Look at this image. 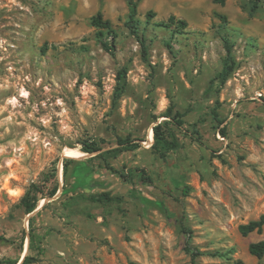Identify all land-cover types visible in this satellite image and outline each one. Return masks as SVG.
I'll return each instance as SVG.
<instances>
[{
  "label": "rangeland",
  "instance_id": "374dc122",
  "mask_svg": "<svg viewBox=\"0 0 264 264\" xmlns=\"http://www.w3.org/2000/svg\"><path fill=\"white\" fill-rule=\"evenodd\" d=\"M134 1L145 54L126 0H0V261L193 264L197 250L198 264H264L248 252L264 226L238 229L264 215V3L250 14L247 0ZM98 10L114 55L91 25ZM171 14L187 22L178 33L158 25ZM222 36L234 60L223 84ZM170 103L183 130L162 157L152 127ZM119 138L137 146L118 151ZM85 139L101 149L81 151ZM32 183L42 192L27 214ZM104 191L116 200L87 197Z\"/></svg>",
  "mask_w": 264,
  "mask_h": 264
},
{
  "label": "trees",
  "instance_id": "16d2710c",
  "mask_svg": "<svg viewBox=\"0 0 264 264\" xmlns=\"http://www.w3.org/2000/svg\"><path fill=\"white\" fill-rule=\"evenodd\" d=\"M127 4L129 6V13H128V20L126 21V24L131 31L133 35L137 37V40L139 41L142 50L144 54L147 52L146 47V38L143 36V34L139 35L138 32V20L136 19L137 15V3L134 0H126ZM213 3L224 5L226 3V0H212ZM250 4V14L255 13L260 6L263 5L264 0H247ZM155 16V13L151 10L147 11L146 13V19L149 21L151 18ZM220 18L225 19V16L219 15ZM91 25L97 28L96 36L99 39L102 48L107 51L109 54L114 55L115 51V43H116V36L117 33L113 28V25L110 20L105 19L102 15V12L98 10L92 17H91ZM158 25H162L165 27H172L173 31L178 33L183 28L186 27L187 22L183 19H177L175 15H169L167 21H161L158 23ZM222 39L224 41L225 50H226V58L223 62V68L220 72L221 80L220 83L223 84L229 77V75L232 73L234 68V60L231 54L232 51V43L226 36H222ZM45 46H43V50H45ZM118 79H122L125 76V68L119 70L117 72ZM123 86L120 85V87L117 86V89L122 90ZM162 117H165L162 121L156 123L152 127L153 132V143L151 147L155 152H157L159 155L164 157L169 151L175 150L179 147V139L177 137V134L175 132V128L179 130H183V120H182V114L179 111H175L173 105L170 103V105L167 107L164 113L161 115ZM222 122L221 120H219ZM220 132L225 135L226 131L225 128L219 129ZM200 140V138L198 139ZM118 147L116 150L122 151V150H130L135 148L137 146V143L133 142L129 138H119L117 140ZM71 147H74V145H71ZM79 149L86 153H92L97 152L101 148L99 147L98 143L95 140L85 139L80 142ZM73 154V153H71ZM70 157H64L63 158V164H64V174L66 173L67 165L74 161L76 154H73L75 156L66 154ZM142 177L146 178L147 180H150V177L147 176L144 169H141ZM58 190V187H54L49 195H54ZM41 189L34 183L30 184L29 187L25 190L24 194L21 197V205L24 208L25 213H31L33 212L39 203V194H41ZM89 199L92 201H113L116 200V197L112 196L108 191L100 192V193H91L87 195ZM264 226V215L260 216L257 220H251L247 223L240 224L238 229L239 232L246 236L252 232L261 233L262 228ZM30 234V244L34 242L35 235L31 232ZM248 252L250 255L260 259L264 255V238L250 242L248 245ZM199 254L197 250H194L191 253L192 263L198 264L195 260L196 256ZM37 258L26 254L24 255L21 264H27L36 261ZM0 264H15V262L11 260H5L0 261ZM234 264H245L242 260L238 259L235 261Z\"/></svg>",
  "mask_w": 264,
  "mask_h": 264
},
{
  "label": "bare ground",
  "instance_id": "6f19581e",
  "mask_svg": "<svg viewBox=\"0 0 264 264\" xmlns=\"http://www.w3.org/2000/svg\"><path fill=\"white\" fill-rule=\"evenodd\" d=\"M74 151H76V152H78V153H81V152H79L78 150H75V149H73ZM69 155H72V156H75V155H73V154H71V153H68ZM82 154V153H81Z\"/></svg>",
  "mask_w": 264,
  "mask_h": 264
},
{
  "label": "water",
  "instance_id": "95a60500",
  "mask_svg": "<svg viewBox=\"0 0 264 264\" xmlns=\"http://www.w3.org/2000/svg\"><path fill=\"white\" fill-rule=\"evenodd\" d=\"M64 156H65V157H70V156H68V155H64ZM37 209H39V207L36 208V210H37ZM22 259H23V257H22ZM22 259H21V261H22ZM21 261H20V262H21Z\"/></svg>",
  "mask_w": 264,
  "mask_h": 264
}]
</instances>
